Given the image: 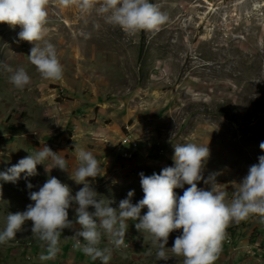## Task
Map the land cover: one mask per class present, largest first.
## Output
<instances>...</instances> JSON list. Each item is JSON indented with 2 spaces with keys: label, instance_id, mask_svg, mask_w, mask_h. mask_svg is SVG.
<instances>
[{
  "label": "rangeland",
  "instance_id": "obj_1",
  "mask_svg": "<svg viewBox=\"0 0 264 264\" xmlns=\"http://www.w3.org/2000/svg\"><path fill=\"white\" fill-rule=\"evenodd\" d=\"M150 2L168 15L167 23L158 32L133 35L98 12L85 16L75 6L50 3L45 39L63 65L60 81L43 79L30 63L34 45L19 39V25L0 24V62L13 72L24 68L31 78L19 90L9 81L12 73L0 68V172L43 144L63 156L73 172L75 144L91 151L105 170L95 180L88 178L98 199L118 208L129 191L134 190L133 204L143 199L140 173L150 176L173 166V144L195 143L210 148L205 179L216 173L218 188L231 196L264 155L259 147L264 142V0ZM127 137L138 143L132 159L124 156L131 151ZM44 164L37 165V175L25 179L22 173L15 184L0 181V230L9 212L34 203L29 191H38L50 177L67 184L72 195L83 187L52 168L50 159ZM188 187L174 192L181 196ZM198 188L210 190V185L202 180ZM146 212L145 207L141 214ZM74 218L70 208L69 219ZM134 223L128 221L127 247L117 249L102 237L100 247L112 250L109 264H183L170 250L182 229L170 234L169 259L160 261L152 238ZM31 226L26 222L15 240L0 244V264H101L73 249V229L62 233L55 259L40 261L46 249ZM227 233L215 264H264L260 217L232 223Z\"/></svg>",
  "mask_w": 264,
  "mask_h": 264
},
{
  "label": "clouds",
  "instance_id": "obj_2",
  "mask_svg": "<svg viewBox=\"0 0 264 264\" xmlns=\"http://www.w3.org/2000/svg\"><path fill=\"white\" fill-rule=\"evenodd\" d=\"M56 3L62 8L75 6L81 15L98 12L105 21L119 27L129 35L140 31L158 32L169 19L168 15L150 0H0V24L11 28L21 27L19 39L32 43L28 59L45 80L60 81L64 69L55 46L45 39L48 35V7ZM42 42V44H41ZM0 68L12 75L10 83L23 90L31 78L24 68L15 72L0 62ZM173 166L164 167L159 174L150 176L140 173V184L144 197L136 204L131 202L134 190L119 202L118 208L105 204L88 178L95 180L104 175V168L91 151L74 144L78 161L73 172L69 171L67 160L46 144L39 150L21 158L6 171L0 172V181L17 183L24 178L38 174L37 165L52 161V168L69 174L76 184L83 187L72 195L71 188L56 177H50L38 191H29L32 202L26 210L9 212L6 224L0 230V244L15 240L24 231L26 222L31 221V233L42 242L40 261L55 259L60 252V239L65 229H73L74 250L81 251L92 261L100 260L109 264L112 257L110 248H101L102 237L107 235L115 248L127 247L128 221H134L138 232L152 238L156 259L168 261L166 245L172 232L182 229L176 236L171 252L183 257V264H215L223 250L227 229L232 223L239 224L252 216H258L264 223V155L258 163L249 167L247 175L234 188L231 196L218 188L216 173L205 179L203 172L210 158L209 146L195 143L173 144ZM264 150V142L259 145ZM45 165V164H44ZM51 168V169H52ZM50 169V170H51ZM46 171H49L46 168ZM204 181L210 190L198 188ZM177 196L174 189H183ZM29 190L33 188L27 184ZM2 200V185H0ZM147 212L141 214L142 209ZM75 211V218L69 219V209ZM92 209V210H90ZM79 226L78 229L76 226ZM67 238V237H66ZM152 247L147 255H152Z\"/></svg>",
  "mask_w": 264,
  "mask_h": 264
},
{
  "label": "built area",
  "instance_id": "obj_3",
  "mask_svg": "<svg viewBox=\"0 0 264 264\" xmlns=\"http://www.w3.org/2000/svg\"><path fill=\"white\" fill-rule=\"evenodd\" d=\"M125 142L126 143H129L130 145H131V151L130 152H128V153H125V157L126 158H128V159H132L133 157H134V154H135V152L137 151V149H138V143H137V141H132V140H129V138L127 137L126 139H125Z\"/></svg>",
  "mask_w": 264,
  "mask_h": 264
}]
</instances>
